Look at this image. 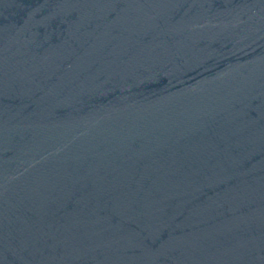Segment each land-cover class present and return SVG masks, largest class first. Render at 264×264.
I'll use <instances>...</instances> for the list:
<instances>
[{
	"label": "water",
	"instance_id": "1",
	"mask_svg": "<svg viewBox=\"0 0 264 264\" xmlns=\"http://www.w3.org/2000/svg\"><path fill=\"white\" fill-rule=\"evenodd\" d=\"M0 264H264V0H0Z\"/></svg>",
	"mask_w": 264,
	"mask_h": 264
}]
</instances>
